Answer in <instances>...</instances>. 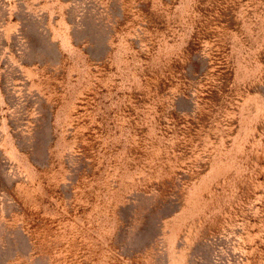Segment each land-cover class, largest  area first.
I'll use <instances>...</instances> for the list:
<instances>
[{
    "label": "rangeland",
    "instance_id": "obj_1",
    "mask_svg": "<svg viewBox=\"0 0 264 264\" xmlns=\"http://www.w3.org/2000/svg\"><path fill=\"white\" fill-rule=\"evenodd\" d=\"M0 264H264V0H0Z\"/></svg>",
    "mask_w": 264,
    "mask_h": 264
}]
</instances>
